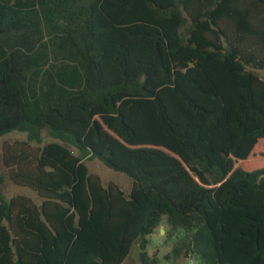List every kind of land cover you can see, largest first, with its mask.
<instances>
[{"label": "trees", "instance_id": "trees-1", "mask_svg": "<svg viewBox=\"0 0 264 264\" xmlns=\"http://www.w3.org/2000/svg\"><path fill=\"white\" fill-rule=\"evenodd\" d=\"M10 1L0 136L26 140L4 144L2 163L41 202L0 191V264H122L137 243L158 264L148 238L164 223L183 233L174 259L264 264V0H42L75 78L43 70L31 0ZM45 131L57 141L42 145Z\"/></svg>", "mask_w": 264, "mask_h": 264}, {"label": "rangeland", "instance_id": "rangeland-1", "mask_svg": "<svg viewBox=\"0 0 264 264\" xmlns=\"http://www.w3.org/2000/svg\"><path fill=\"white\" fill-rule=\"evenodd\" d=\"M59 59H53L48 68H51L53 64H59ZM26 140V134L20 132H11L6 135L0 136V174L5 175V181L0 187V191L4 197L10 199L11 197L22 194L29 196L34 202L40 204L41 199L37 194L30 189L15 186L6 176V169L2 163V149L6 143L13 144L16 141ZM57 141L49 136L48 131L44 132L42 145ZM70 149L74 155H80L78 149L70 146ZM89 172L93 175L100 177L102 183L107 186L108 184H116L125 192H129L131 189V180L124 174L116 172L108 168L98 158L87 156L85 159ZM183 237V233L180 231L171 232L164 223L158 228L152 235L149 236V244L147 247L148 256L154 259L158 264H198V261L193 260L191 257H180L174 259L171 251L174 245L180 241ZM139 243L135 244L132 248L130 255L125 259L122 264H142L140 257ZM170 257V259H167Z\"/></svg>", "mask_w": 264, "mask_h": 264}, {"label": "crops", "instance_id": "crops-1", "mask_svg": "<svg viewBox=\"0 0 264 264\" xmlns=\"http://www.w3.org/2000/svg\"><path fill=\"white\" fill-rule=\"evenodd\" d=\"M22 1L26 3V0ZM41 1L42 0H31V3L28 5V7L21 6V8L26 9V11L30 13L29 16L31 18H34L37 26L40 29V32L43 34V38L41 39L39 45L45 44L47 46L45 51L48 52L50 56L49 64L45 66L43 70L47 71L51 70L52 68L54 69V67H57L56 70H58V73L61 72L60 74H63L68 78H75L79 74L78 64L74 57L67 51V48L64 47L61 36L57 38L55 37V34L58 33L54 32L51 29L47 16L48 14L40 5ZM10 5H12L14 8L20 7H17L16 0H11ZM53 59H59V64L55 63L51 66V68H48L50 63L53 62ZM40 78L41 77H38L36 79L37 83L40 82Z\"/></svg>", "mask_w": 264, "mask_h": 264}]
</instances>
